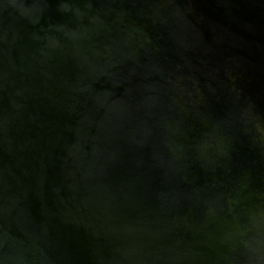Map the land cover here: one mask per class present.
<instances>
[{"label": "water", "instance_id": "water-1", "mask_svg": "<svg viewBox=\"0 0 264 264\" xmlns=\"http://www.w3.org/2000/svg\"><path fill=\"white\" fill-rule=\"evenodd\" d=\"M0 264H264V0H0Z\"/></svg>", "mask_w": 264, "mask_h": 264}]
</instances>
